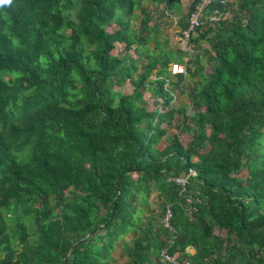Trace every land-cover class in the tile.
<instances>
[{
	"label": "trees",
	"instance_id": "16d2710c",
	"mask_svg": "<svg viewBox=\"0 0 264 264\" xmlns=\"http://www.w3.org/2000/svg\"><path fill=\"white\" fill-rule=\"evenodd\" d=\"M182 3L0 0V264H264V0Z\"/></svg>",
	"mask_w": 264,
	"mask_h": 264
},
{
	"label": "rangeland",
	"instance_id": "374dc122",
	"mask_svg": "<svg viewBox=\"0 0 264 264\" xmlns=\"http://www.w3.org/2000/svg\"><path fill=\"white\" fill-rule=\"evenodd\" d=\"M182 9L181 10H177L174 12H170V11H164V14H157L156 16H158V20L162 21V37L168 39V46L171 48H179L180 47V43H179V36H180V32H181V27L179 24V19L181 16H183V14L187 11V6L189 5V0H182ZM153 11H155V8H153ZM140 10H136V14H139ZM231 12H229L228 17H231ZM139 17H133L132 18V24L134 25H138L139 24ZM111 29V27H109ZM134 54V53H133ZM155 77V76H153ZM116 91H120L122 93H130L133 89L132 84L130 83V81H126L125 84L119 86H115L114 88ZM177 98L174 101L175 105H181L184 103H187V96L183 95L181 93H176ZM161 103H162V98L157 97L155 95L152 94V91L147 90L145 93V100H144V104L146 106H148L149 109H155V108H160L161 107ZM172 132H177L176 129H172ZM183 139V142L186 143L189 139V135L184 134L181 136ZM167 141L163 140V145L166 144ZM180 180H184L181 179ZM164 222H166V219L163 220ZM121 244H118V247L115 249L114 251V256L116 258L119 259V261L122 264H125V260L126 258L123 257L121 255Z\"/></svg>",
	"mask_w": 264,
	"mask_h": 264
},
{
	"label": "built area",
	"instance_id": "2783aa9c",
	"mask_svg": "<svg viewBox=\"0 0 264 264\" xmlns=\"http://www.w3.org/2000/svg\"><path fill=\"white\" fill-rule=\"evenodd\" d=\"M214 1H219L221 7L214 9L210 14L206 15L208 8L212 5ZM231 1L232 0H200V2H198V4L196 5L195 10L190 15L187 28L183 31V34L179 36L180 47L185 51H193L190 40L196 28L204 22L205 18H208L209 23L214 25L218 20H220L222 16L228 15L229 12H225L223 7H226V5ZM171 69L173 73H180L185 71V67L178 62L173 63ZM178 181L184 183L185 180L178 179ZM170 218L171 213L170 210H168V213L165 217V224L168 227H170ZM164 255L167 259L173 261L175 264H188L178 262L165 252Z\"/></svg>",
	"mask_w": 264,
	"mask_h": 264
},
{
	"label": "crops",
	"instance_id": "0c3cea01",
	"mask_svg": "<svg viewBox=\"0 0 264 264\" xmlns=\"http://www.w3.org/2000/svg\"><path fill=\"white\" fill-rule=\"evenodd\" d=\"M189 251H190L191 253H194L195 250H194V249H189Z\"/></svg>",
	"mask_w": 264,
	"mask_h": 264
}]
</instances>
